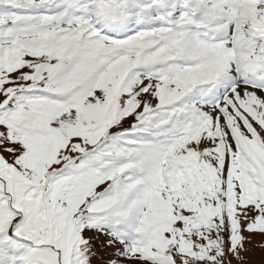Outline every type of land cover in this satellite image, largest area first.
Masks as SVG:
<instances>
[{
    "label": "snow or ice",
    "instance_id": "6c2138e0",
    "mask_svg": "<svg viewBox=\"0 0 264 264\" xmlns=\"http://www.w3.org/2000/svg\"><path fill=\"white\" fill-rule=\"evenodd\" d=\"M0 264H264V0H0Z\"/></svg>",
    "mask_w": 264,
    "mask_h": 264
}]
</instances>
